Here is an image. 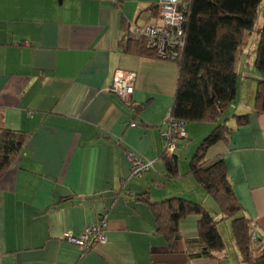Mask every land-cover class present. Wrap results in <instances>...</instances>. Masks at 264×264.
Masks as SVG:
<instances>
[{"label":"crops","instance_id":"0c3cea01","mask_svg":"<svg viewBox=\"0 0 264 264\" xmlns=\"http://www.w3.org/2000/svg\"><path fill=\"white\" fill-rule=\"evenodd\" d=\"M157 2L0 0V124L28 136L0 177V264H242L230 233L221 259H190L184 239L196 235L198 216L183 217L181 238L170 242L138 198L183 197L220 218L189 171L215 123H186L187 138L173 153L178 174L169 177L161 132L178 67L120 46L133 24L159 21L147 11ZM118 71L136 75L128 101L108 90ZM254 82L239 76L236 99L224 112L229 138L211 145L205 159H223L244 215L264 237V112L253 110ZM247 114L238 124L236 117ZM129 149L153 160L154 169L130 176ZM179 156L187 170L179 169ZM99 215L107 223L104 245L82 251L65 241Z\"/></svg>","mask_w":264,"mask_h":264},{"label":"trees","instance_id":"16d2710c","mask_svg":"<svg viewBox=\"0 0 264 264\" xmlns=\"http://www.w3.org/2000/svg\"><path fill=\"white\" fill-rule=\"evenodd\" d=\"M263 1L184 0L179 6L184 10V45L172 60L178 67V78L170 114L186 123H215L191 157L189 171L216 203L220 218L215 219L202 204L183 197L155 202L150 201L147 194L138 195V198L149 205L156 231L170 242L181 238L178 223L183 217L198 216L196 235L184 239L190 259H221L219 254L224 251L225 243L219 225L224 223L229 225L241 263L264 264V237L257 235L253 239L254 226L234 195L223 159H205L207 149L227 140L231 133L224 112L236 99L240 76L237 63L245 55L253 34L258 36L254 65L259 72V78L255 79L253 110L264 112V22L256 26ZM147 11L158 16V4L147 7ZM125 35L120 44L124 51L156 57L143 40ZM248 116H237L238 124H245ZM27 139L24 132L0 124V177L19 155ZM161 157L167 175L176 176V156L162 152Z\"/></svg>","mask_w":264,"mask_h":264},{"label":"built area","instance_id":"2783aa9c","mask_svg":"<svg viewBox=\"0 0 264 264\" xmlns=\"http://www.w3.org/2000/svg\"><path fill=\"white\" fill-rule=\"evenodd\" d=\"M184 0H158L159 21L143 25L133 24L130 36L136 40H143L146 48L154 52L157 58L172 61L184 45L183 22L184 10L179 8ZM136 75L133 72L118 71L114 74L108 90L124 101H128L134 91ZM165 128L161 132L164 141L163 153L172 155L175 142L187 138L186 122L174 118L170 113L164 118ZM125 158L130 166V176L140 177L147 171L154 169V161L129 149ZM107 223L105 216L99 215L96 223L90 225L82 234L66 233L64 239L82 251H89L96 246L104 245L106 238L104 231ZM255 231V228L253 227ZM257 234L253 235L255 240Z\"/></svg>","mask_w":264,"mask_h":264},{"label":"rangeland","instance_id":"374dc122","mask_svg":"<svg viewBox=\"0 0 264 264\" xmlns=\"http://www.w3.org/2000/svg\"><path fill=\"white\" fill-rule=\"evenodd\" d=\"M263 12H264V1L262 2L260 9H259V17H258V21H257L256 26H261L263 24V22H264ZM257 40H258L257 34H253L251 37L250 44L248 45V47L245 51V55L242 56L238 60L236 69L239 72L240 76L249 75L252 79H258L259 78V76H258L259 72L257 71V69L255 68V65H254V60H255V56H256L255 47H256ZM252 70H253V72H252ZM246 91H247V88H246ZM191 123H193V122H191ZM194 125H196V124H194ZM182 140H184V139H180L179 141H182ZM177 141L178 140H176V142ZM189 147H191V145H189ZM184 158H185L184 156H179V166L181 167V168L179 167L180 170L181 169L183 170L185 168L187 170V168H188V162H185ZM208 211L216 219V217H215L216 215H215V213H213L211 208H209ZM219 231L221 232V235H222V237L226 243V247L229 248V237H228V233H230L229 232V225L224 224V223L219 225Z\"/></svg>","mask_w":264,"mask_h":264}]
</instances>
